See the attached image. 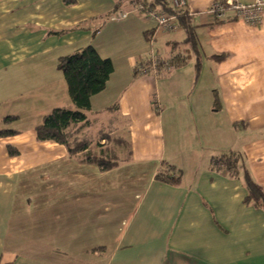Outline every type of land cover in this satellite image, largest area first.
<instances>
[{
	"label": "crops",
	"instance_id": "obj_1",
	"mask_svg": "<svg viewBox=\"0 0 264 264\" xmlns=\"http://www.w3.org/2000/svg\"><path fill=\"white\" fill-rule=\"evenodd\" d=\"M211 2L186 0L195 51L126 0H0V130L16 131L0 136V264H264V208L244 201L243 181L247 170L264 188V13L213 20ZM117 8L127 16L110 20ZM104 30L138 47L113 60L122 46ZM159 41L164 63L141 73ZM87 44L114 67L83 128L110 137L108 170L35 138L43 115L73 108L58 57ZM177 53L190 63L172 66ZM228 153L235 175L210 164ZM169 166L176 182L155 177Z\"/></svg>",
	"mask_w": 264,
	"mask_h": 264
},
{
	"label": "trees",
	"instance_id": "obj_2",
	"mask_svg": "<svg viewBox=\"0 0 264 264\" xmlns=\"http://www.w3.org/2000/svg\"><path fill=\"white\" fill-rule=\"evenodd\" d=\"M135 2L141 3L144 9L154 8L168 14H176L177 26L182 28L185 33L184 42L190 44L196 51V36L186 11L182 12L172 7L170 0H135ZM185 60V57L177 53L172 56L170 62L172 66H176L184 63ZM198 65L199 62L197 61L196 74L199 72ZM57 68L63 73L73 108L55 107L43 115L41 122L34 127L35 138L39 141L52 140L63 144L71 154L81 152L82 161L95 163L101 170L112 168L119 159L115 154L109 152L106 146L105 148L100 147L99 144L101 139L109 142L110 137L106 133L100 132L97 135V141L94 142V139L83 131L87 122L84 111L90 109L91 97L105 88L114 70L111 58L101 56L93 45L87 44L70 54L58 57ZM214 104L218 105L216 97ZM12 119H14V116H6L4 122H10ZM14 133L16 131L11 129L0 130V136ZM124 146L127 147L126 144ZM8 152L11 155L17 153L13 147H8ZM238 161L239 157L236 154L228 153L227 155L213 156L210 164L212 168L223 167L232 175H235ZM169 170H172V173L168 174L160 171L155 177L163 181L176 182L178 180L176 171L172 167ZM243 181L247 190L244 201L264 208V188L252 179L247 170L243 171Z\"/></svg>",
	"mask_w": 264,
	"mask_h": 264
},
{
	"label": "built area",
	"instance_id": "obj_3",
	"mask_svg": "<svg viewBox=\"0 0 264 264\" xmlns=\"http://www.w3.org/2000/svg\"><path fill=\"white\" fill-rule=\"evenodd\" d=\"M145 17L147 20H152L156 23V29L158 31H170L177 27L176 14H168L158 9H144L141 3L135 2V0H126ZM171 6L186 11L190 17L191 12L186 8V0H170ZM226 11H232L235 18H238L248 24H257L261 21L264 13V0H251L250 2H244L242 0H212L208 13L213 20H220L225 18ZM127 12L122 9H116L109 15L110 20H120L127 16ZM150 66L142 67L141 73L147 72L150 68H155L158 64H163L164 61L153 53L150 54Z\"/></svg>",
	"mask_w": 264,
	"mask_h": 264
},
{
	"label": "rangeland",
	"instance_id": "obj_4",
	"mask_svg": "<svg viewBox=\"0 0 264 264\" xmlns=\"http://www.w3.org/2000/svg\"><path fill=\"white\" fill-rule=\"evenodd\" d=\"M170 3H171V1H170ZM138 33H139V31H137ZM135 33V36H136V32L135 31H132L130 34H131V36L133 35ZM122 34V33H121ZM102 35L103 36H105V42H107V44H105L106 46L107 45H109L108 44V42L109 43H111V41H112V39H113V37H112V35H109L108 34V32L106 31V30H104L103 31V33H102ZM131 37H129V39H130ZM134 38V37H133ZM137 38V37H136ZM136 38L134 39V40H132V42H136L134 45H132V46H128V39L124 36V38H123V40L122 41H118V40H113L112 41V43L113 44H115V42H118V44H120L122 47H120V48H118L119 49V51L118 52H115L114 53V51H113V49H110L111 50V55L113 56L112 58H113V60H118V57H121L122 55L120 54V53H127V54H130V53H132V52H134L135 51V49L138 47V45L137 44H139V41L137 42V40H136ZM131 40V39H130ZM142 40L140 39V42H141ZM145 48H143V51L145 50H148L147 52V54L145 53V55H147V57L148 56H150V54H151V52L152 53H155V51L157 52L158 50V47H161V48H164L165 49V45L163 44V43H161L160 41L159 42H157V43H155V44H153V46H151L149 43L147 44V43H145ZM104 46V45H103ZM101 47V45H100V48H101V50H103V48L104 47ZM144 47V46H143ZM187 47V50L191 53L190 55H192L193 53L191 52V50H189L190 48H188V46H186ZM139 49V48H138ZM166 50V49H165ZM185 55V54H184ZM149 58V57H148ZM187 58V57H186ZM187 60V63L189 62V60H188V58L186 59ZM190 63V62H189ZM99 118V121L97 122L98 123V126L100 127V126H106V120H104V115H99V116H97V119ZM25 122V120H22L21 122H20V126L21 127H24L23 126V123ZM120 155L121 154H123V151L121 150V153L120 152H118ZM123 155H121V157H122ZM118 158V157H117Z\"/></svg>",
	"mask_w": 264,
	"mask_h": 264
}]
</instances>
